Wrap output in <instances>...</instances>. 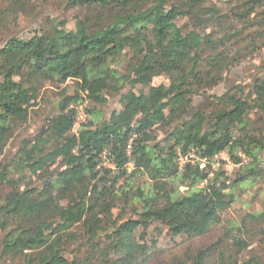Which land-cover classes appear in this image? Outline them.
Instances as JSON below:
<instances>
[{
    "label": "trees",
    "instance_id": "obj_1",
    "mask_svg": "<svg viewBox=\"0 0 264 264\" xmlns=\"http://www.w3.org/2000/svg\"><path fill=\"white\" fill-rule=\"evenodd\" d=\"M6 1L8 6L0 7L3 20L12 9L32 16L43 5L41 0ZM238 1L247 10L264 8V0ZM58 6L64 12L80 9L73 31L67 29L66 20L46 16L32 37H10L0 48V157L16 130L27 123L39 84L74 81L78 87L73 97L61 91L56 112L44 120L41 136L23 140L15 158L0 164V233L4 234L0 258L22 259L23 264H67L66 242L78 241L83 232L91 236L110 221L120 200V208L133 207L137 220L115 230L113 255L72 264H143L140 257L146 247L137 245L131 235L120 240L125 230L130 233L137 225L144 233L157 223L188 239L205 236L230 205L226 191L260 176L264 78L248 85L246 94L241 87L226 91L213 99L209 113L196 112L185 120L191 98L217 86L239 62L223 49L236 35L216 11L204 6L203 0H60ZM178 20H187L193 28L183 31L176 26ZM252 25L257 32L255 49L264 48V11ZM206 26L219 27V36L198 31ZM126 50L138 65L122 74L109 65ZM23 68L25 76L20 74ZM165 76L167 85L151 86L155 78ZM125 86L130 89L124 91ZM138 86L142 89L135 93ZM79 93H85L92 108L85 110L87 121L74 134L77 112L70 106L82 102ZM115 97L122 109L98 121L97 107ZM255 109L262 113L258 126L249 118ZM158 130H166L161 144L156 142ZM177 152L183 157L192 153L195 161L179 168ZM221 153L240 165L233 179L223 172L209 177L210 166L204 162ZM237 154L249 162L241 165ZM105 161L115 171L103 166ZM128 164L133 171L127 172ZM26 172L47 182L39 192L24 181ZM138 177H147L152 184H131ZM205 182L209 183L200 188ZM4 186L10 188L6 194ZM11 221L20 225L8 231ZM241 224L229 236V245L219 251L217 264H264L261 256L240 259L251 246L253 235H249L264 233V212ZM251 224L253 231L248 229ZM76 228L80 232L71 234ZM210 260L204 250L191 264H210Z\"/></svg>",
    "mask_w": 264,
    "mask_h": 264
},
{
    "label": "rangeland",
    "instance_id": "obj_2",
    "mask_svg": "<svg viewBox=\"0 0 264 264\" xmlns=\"http://www.w3.org/2000/svg\"><path fill=\"white\" fill-rule=\"evenodd\" d=\"M204 6L212 8L218 13L222 21L227 23L228 29H230L235 36L231 39L230 43H227L223 49L230 53L229 55H236L238 61L228 72L223 75L222 82L217 86L201 91L197 95L191 98V104L188 114L184 117L185 120L189 119L191 115L196 112H202L203 114L209 113V108L215 97L223 95L226 91H229L235 87L244 88V93L248 92L247 86L255 83L258 79L264 78V48L258 50L255 49L256 39V27L252 24L254 18L260 19L264 8L261 6L255 7L253 10H247L242 6L238 0H203ZM60 0H47L45 3L41 0L40 9L30 16L28 14H22L17 9H12L11 12L5 17L0 16V48L5 44V41L10 37H17L21 39H29L37 33L41 25L42 19L46 16H51L60 20L67 21V29L74 30L75 19L80 16V9L68 10L64 12L63 6H58ZM8 6L6 0H0V7ZM243 16V17H241ZM247 17V18H246ZM178 28H182L183 31L191 30L193 27L187 20H178L176 23ZM202 30V31H201ZM199 29L202 34H213L216 37L220 33L217 26H206ZM157 42V41H155ZM258 42V41H257ZM256 42V43H257ZM138 65V62L130 52L127 50L123 52L120 57L114 60L109 66L122 74H126L127 69L131 65ZM19 74V73H18ZM22 76L27 74V69L23 68L20 72ZM168 78L159 77L155 78L151 86L167 85ZM39 86V97L31 101L32 107L30 108V115L26 124L19 127L10 139L9 144L5 150V153L0 157V164L5 165L9 161H12L20 147L23 140H32L41 136L44 130V120L47 117H51L56 112V101H59V95L61 91L65 90L66 96L73 97L76 95L78 87L76 82L68 81L63 85L53 84L51 82H42ZM129 86H125L124 91H128ZM141 87L134 88V92L141 91ZM82 102L77 104L72 103L70 109L73 108L77 112L76 122L72 133L76 134L79 126L85 123L87 120L86 109L92 107L88 105L85 99V93H79ZM122 109L118 98H109L106 105L97 107L96 113L98 121L108 119L113 115H116ZM262 113L259 109H255L249 116L253 126H258V121L261 118ZM166 131V130H165ZM165 131L158 130L156 133V142L163 143L167 138ZM241 158V165H246L249 159L242 154H237ZM195 161V156L190 153L186 157H183L177 152V165L182 168L187 162ZM210 166V178L216 172H223L228 179H233L234 174L239 171L240 165H234L227 153H221L214 157L210 162H204V166ZM103 166L113 171L108 162H104ZM203 165H201V168ZM58 164L53 166V170L57 169ZM127 172L133 171L132 164L126 166ZM260 176L247 184L241 186H232L226 191L230 205L228 209L220 213V222L215 227H212L210 231L203 237L188 239L185 235H176L167 228L157 223H151L146 232L144 233L142 227L137 225L128 233L126 230L120 236V240L124 241L125 234L131 235L132 239L140 247H146V251L141 253L140 258H144L143 264H191L192 258L200 251L208 250L210 257V264H217L219 251L225 246L229 245V236H233L237 233V230L241 227V223L250 215H259L264 212V154L261 155V162L257 166ZM24 181L29 184L30 189L39 192L47 182L40 181L35 177H32L28 172L24 175ZM209 183V182H208ZM205 182L200 186L204 188L207 184ZM131 184L134 186H149L152 182L147 177H138L131 179ZM150 187V186H149ZM10 191V188L4 186L3 193L6 194ZM181 192H186L184 188H180ZM123 205L122 200L118 204V208L112 210L110 215V221L102 224L99 228L93 231L91 236L86 233L79 234V240L75 242H66L63 257L68 263H74L81 260H93L101 261L108 259L113 255L114 250L112 244L115 238L112 236L116 229H120L127 225L130 221H136L137 216L133 214L132 206ZM137 209L140 208V204L136 205ZM249 220V219H248ZM248 222L255 223V220H249ZM19 221H11L8 231H12L16 228ZM26 224V223H25ZM20 225V224H19ZM27 226V225H26ZM249 226V225H248ZM255 227L251 224L248 229L252 230ZM253 231V230H252ZM79 228L73 229L71 234H78ZM253 235V236H252ZM4 234L0 233V240ZM251 246L240 256L242 261H246L251 256L264 257V233L254 231L249 235ZM242 238L246 239V235H242ZM118 239V238H117ZM28 254L29 252H25ZM67 263V264H68ZM0 264H23L22 259L11 261L9 257L0 258Z\"/></svg>",
    "mask_w": 264,
    "mask_h": 264
},
{
    "label": "built area",
    "instance_id": "obj_3",
    "mask_svg": "<svg viewBox=\"0 0 264 264\" xmlns=\"http://www.w3.org/2000/svg\"><path fill=\"white\" fill-rule=\"evenodd\" d=\"M203 167V166H202Z\"/></svg>",
    "mask_w": 264,
    "mask_h": 264
}]
</instances>
